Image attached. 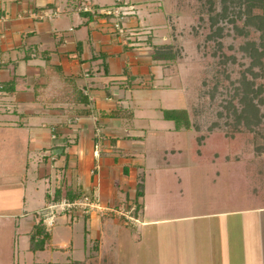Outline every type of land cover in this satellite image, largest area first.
<instances>
[{"label":"crops","instance_id":"crops-1","mask_svg":"<svg viewBox=\"0 0 264 264\" xmlns=\"http://www.w3.org/2000/svg\"><path fill=\"white\" fill-rule=\"evenodd\" d=\"M102 1L0 0V186L5 188L0 190V216L19 213L11 225L18 259L24 252L23 264H87L90 254L105 259L120 242L118 232L131 231L128 227L142 236L148 227L171 223L181 239L174 259L178 264H264V190L242 183L240 173L228 176L233 191L225 182L217 185L222 208L148 216L146 172L171 166L181 161L171 160V153H184L160 142L148 145L151 133L125 120L146 121L153 112L165 118V110L175 108L164 107L162 99H170L171 87L178 89L147 43H122L111 19L100 12L111 3ZM86 5L92 11L81 9ZM55 11L59 14L51 19L30 16ZM141 16L133 10L127 19L148 33ZM53 150L58 152L47 154ZM156 152L159 157H152ZM193 161L210 163L195 155ZM175 179L182 193V178ZM156 182L153 191L159 192ZM85 193L103 208L136 205L130 212L134 220L112 211L84 217L89 243H79L74 223H66L71 232L65 238L38 232L36 212L48 200ZM206 220L212 221L203 227ZM33 235L43 249L31 250Z\"/></svg>","mask_w":264,"mask_h":264},{"label":"rangeland","instance_id":"rangeland-1","mask_svg":"<svg viewBox=\"0 0 264 264\" xmlns=\"http://www.w3.org/2000/svg\"><path fill=\"white\" fill-rule=\"evenodd\" d=\"M103 2L111 3L107 7L119 6L117 0ZM122 2L120 6L125 8L133 6L132 9L142 15L145 26H148V33L141 37L140 45L132 47H141V44L147 43L153 56L159 58L164 71L169 72L171 86L178 89L173 90L171 87L170 99H162L161 103L164 107L186 109L191 122L189 129H176L173 121L156 116V112L151 113L152 119L146 121L139 117H128L125 120L136 122L137 126H144L151 133L148 135L152 136L148 145L160 142L162 147H171V150H182L184 153L183 156L171 153V160L177 158L181 161H174L171 166L158 165L160 167H152L153 169L146 172L147 184L151 189L148 191V216L157 219L170 218L179 214L222 208L225 204L222 203L223 196L217 185L225 182L224 185H228L225 186L227 191H233V185L228 182V176L232 173H240L242 183H251L257 190L262 188L263 191L264 2ZM125 45L129 46L126 43ZM197 135L202 139L208 154L210 153L207 154L208 159L211 158L208 164L201 165L193 161L194 154L190 149L192 137ZM221 135L228 142H233L234 146L224 155L215 156L218 143L216 139ZM4 148L6 149V145ZM226 155L230 161L216 163V157ZM152 157L159 155L156 152ZM177 176L182 178V193L175 179ZM155 180L158 181L156 184L159 192L155 191L156 194L158 192L157 195L153 191ZM214 180L217 183H213ZM242 183L240 182L239 187H242ZM1 189L5 188L0 186ZM14 190L15 188H10L11 192ZM258 193L260 191H257ZM2 195L0 194V198ZM122 207H126V204L114 208ZM18 214L16 218L0 216V264H13L14 252L15 264H23L26 257L24 252H21L18 259V244L14 241L15 236L12 237L14 227L11 225ZM84 217L86 216L60 215L54 227L47 232H51L54 237L59 234V237L65 238L71 232V225L66 223H74L75 235H80L79 243L84 240L89 243L90 237L84 232ZM207 221L211 223L212 220L204 221L203 227L209 224ZM186 224L188 225V222ZM41 225L40 223L39 227ZM128 229L131 231L118 232L120 242L114 245L115 249L110 250L105 259H95V256L90 254L87 264H178L174 259L178 256V244L181 239L175 224H155L143 231L142 236L136 234L131 227ZM246 233L248 234V231ZM215 236L217 238L219 234ZM202 237L209 238L206 234H202ZM73 245L77 247L78 243L74 241Z\"/></svg>","mask_w":264,"mask_h":264},{"label":"built area","instance_id":"built-area-1","mask_svg":"<svg viewBox=\"0 0 264 264\" xmlns=\"http://www.w3.org/2000/svg\"><path fill=\"white\" fill-rule=\"evenodd\" d=\"M127 6V5H125ZM133 7H105L100 10L105 16L109 17L112 22V27L117 33L122 43L129 44V46L140 45L139 41L143 37V33L146 31L137 26H132L129 24L127 17L131 15ZM84 11H92L91 7L84 6L81 7ZM59 14L58 11L55 12H31L30 16L36 17L38 19H51ZM136 209V205H132L130 209L126 207L122 208H103L100 206L98 200L92 198L90 195H82L80 197L70 199L66 196H62L59 199L52 198L48 200L40 209L37 210L36 216L38 222L41 223L47 231L51 230L56 224V220L60 215L71 214L72 216H90L96 211H99L101 216H105L107 212L112 211L116 214L125 216L128 221H133V217L130 212ZM75 218V217H73Z\"/></svg>","mask_w":264,"mask_h":264},{"label":"trees","instance_id":"trees-1","mask_svg":"<svg viewBox=\"0 0 264 264\" xmlns=\"http://www.w3.org/2000/svg\"><path fill=\"white\" fill-rule=\"evenodd\" d=\"M262 2H264V0H262ZM262 7H263V15L262 16L264 17V6H262ZM164 116L166 119L173 120L178 129H180V128H185V129L191 128V122L189 119L188 112L184 108H175V109H171V110H165ZM216 141H218V143L216 146V153H215L216 155L215 156L224 155L228 150L233 149L234 143L228 142L227 139H224L223 135H221V137H217ZM192 146H193L192 147L193 153L195 155V158L198 161H201V162H205V160L210 161L211 158L208 159V155L210 153L208 154V150H206V147L203 144L202 139L200 140V136L197 135L192 139ZM215 159L224 160V159H229V158L226 155V157H216ZM138 194H141L140 190L138 191ZM82 195H88V194H86V193L85 194H77L75 196H69L68 198L74 199V198L80 197ZM59 198H60L59 195H57V197H55V199H59ZM38 232L39 233H41V232L45 233V237L49 235V233L47 232L46 228L43 225H41V227H39ZM43 248H44V245L42 244V242H36V236L33 235L31 237V250H37V249H43Z\"/></svg>","mask_w":264,"mask_h":264},{"label":"water","instance_id":"water-1","mask_svg":"<svg viewBox=\"0 0 264 264\" xmlns=\"http://www.w3.org/2000/svg\"><path fill=\"white\" fill-rule=\"evenodd\" d=\"M58 151H56V150H53V151H51L50 153H47V154H55V153H57Z\"/></svg>","mask_w":264,"mask_h":264}]
</instances>
